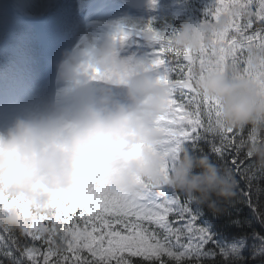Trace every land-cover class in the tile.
<instances>
[{"label": "clouds", "instance_id": "clouds-1", "mask_svg": "<svg viewBox=\"0 0 264 264\" xmlns=\"http://www.w3.org/2000/svg\"><path fill=\"white\" fill-rule=\"evenodd\" d=\"M231 14L215 22L185 20L179 29L144 31L149 44L167 43L193 53L223 30ZM137 21H127L134 31ZM121 35L63 53L54 94L15 115L0 129V229L21 232L34 216L91 186L113 195L140 197L147 186H167L214 213L233 202L239 181L228 166L181 148L168 167L161 118L170 108V87L149 64L120 54ZM258 71L264 50L253 53ZM197 90L218 103L221 129L248 130L246 158L257 197L264 196V78L209 69L198 72ZM122 93V95L118 94Z\"/></svg>", "mask_w": 264, "mask_h": 264}, {"label": "snow or ice", "instance_id": "snow-or-ice-1", "mask_svg": "<svg viewBox=\"0 0 264 264\" xmlns=\"http://www.w3.org/2000/svg\"><path fill=\"white\" fill-rule=\"evenodd\" d=\"M225 13L231 14L230 23L213 33L210 43L195 53L172 48L163 38L157 44L149 65L171 89L170 108L160 125L164 131L163 148L169 157V168L174 166L181 148L209 157V153L215 155L231 168L239 184L244 183L241 192L260 216L258 206L251 202L252 160L245 155L247 140L243 130L218 128L215 123L218 103L202 95L195 86L197 73L209 69L264 78V67L258 71L253 56L254 52L264 50V0H230L229 3L219 0V4L215 0L206 10L204 21L210 22L209 17L216 20ZM204 145L209 152H205ZM84 192L90 193L92 199L86 202L85 197L79 198L80 218L72 219L69 215L71 227L58 222L64 220V213L76 208L77 195L60 199L49 214L32 217L31 223L20 232L31 243L21 245L16 232L0 229V256L11 264H40L41 258L42 264H69L67 253L75 257L70 264H110L104 253L113 257L116 251L140 257L142 264H203L217 255L223 258V264H231L238 258L234 255L237 249L216 245L208 230L198 223L200 208L194 207L190 197L172 188L156 190L147 186L140 197L113 195L96 186ZM66 198L72 199L71 208L65 206ZM46 218L50 226L37 230ZM100 229L105 230L103 234L94 236ZM105 236L107 248L103 243ZM36 241H43V245L37 246ZM97 241L100 243L93 248ZM208 244L218 251L207 249ZM84 250L93 258L100 253V259L82 257ZM50 257L55 259L50 261ZM116 264H132V261L121 256Z\"/></svg>", "mask_w": 264, "mask_h": 264}, {"label": "rangeland", "instance_id": "rangeland-1", "mask_svg": "<svg viewBox=\"0 0 264 264\" xmlns=\"http://www.w3.org/2000/svg\"><path fill=\"white\" fill-rule=\"evenodd\" d=\"M11 2L13 11L10 28L0 47V129L6 127L15 115L49 99L54 94L57 87L56 64L66 51L83 48L85 43L100 44L112 35H125L123 41L119 43L122 56L131 58L133 62L143 61L145 64L151 63L155 57V51H150L147 45H142L138 38L134 37L127 41L128 35L124 32L125 28L121 27L123 21L117 16L110 17L116 11H124V6L118 0H11ZM203 2L207 7L194 23L198 24L206 16V10L211 8L215 0ZM229 2L230 0H224V3ZM217 3L219 4V0ZM172 4L173 0L149 1L145 5L147 8L140 11L142 18L134 20L138 22L140 31L144 33L150 24L170 14ZM7 12L8 6L0 0V28L9 19ZM209 21L215 22V18L211 17ZM131 34L132 32L129 35ZM80 197H85L86 202L92 199V195L87 192L77 195L76 208L72 209L71 213H64V220L58 223H70L69 215L72 219L80 218ZM72 203V199H65L66 207L71 208ZM48 226L50 221L46 218L40 222L37 230ZM99 243L100 241H97L94 245L97 246ZM103 243L107 248V236ZM116 247L113 244V249ZM117 254L130 255L127 251L114 252V256ZM67 255L74 256L72 253ZM104 255L108 256L107 253Z\"/></svg>", "mask_w": 264, "mask_h": 264}, {"label": "trees", "instance_id": "trees-1", "mask_svg": "<svg viewBox=\"0 0 264 264\" xmlns=\"http://www.w3.org/2000/svg\"><path fill=\"white\" fill-rule=\"evenodd\" d=\"M203 3V0H185L180 11L177 10L176 13L172 12L163 17L160 21L150 24L149 28H153L158 32H167L168 30L175 31L180 28L185 20L191 19L195 22L196 19L202 16V12L207 7L204 6ZM209 18L211 19V17ZM205 19L206 16L200 22H203ZM137 28L140 29L139 25H137ZM243 136L247 140V129L243 130ZM203 147L205 152H209L207 145ZM244 151H246V147ZM209 155L213 162L224 166V162L219 161L215 155L211 153H209ZM237 179L239 178L237 177ZM260 183H264V180H261ZM244 188L245 185L241 182L239 184L237 198L231 204L221 202L219 204V211L215 213L209 210L207 206L202 208L199 207L201 215L198 223L208 230L216 245L229 250L233 248L237 249L234 255L238 258L232 260L231 264H264V196L258 198L255 191L252 190L251 202L253 205L258 206L259 213H261V215L258 216V214L253 211V208L249 206L248 200H246L242 194L241 190ZM68 226H72L71 221L68 223ZM104 231L105 230L100 229L99 232L93 233V235L97 236L103 234ZM16 235L19 237L21 245L25 242L31 243L30 238L28 241H25L24 236L20 232H16ZM35 243L37 246L43 245V241H36ZM44 247H46V245H44ZM44 247L41 248V251L44 250ZM94 247L97 246L93 244V248ZM206 247L209 250L218 251L214 249L212 244H208ZM16 255L19 256L20 253L16 252ZM85 255H87L89 259H100V253H98L97 257L93 258L87 250H84L82 252V257ZM104 256L110 261V264H116V259L121 257L120 254L113 257ZM69 257L70 262L75 259L74 256ZM123 257L131 260L132 264H142V258L140 257H132L131 255H123ZM54 259L55 257H50V261ZM0 264H11V261L0 256ZM40 264H42V258ZM144 264H146V262H144ZM203 264H223V258L217 255L214 260H204Z\"/></svg>", "mask_w": 264, "mask_h": 264}, {"label": "water", "instance_id": "water-1", "mask_svg": "<svg viewBox=\"0 0 264 264\" xmlns=\"http://www.w3.org/2000/svg\"><path fill=\"white\" fill-rule=\"evenodd\" d=\"M126 3L132 4L133 6H141L144 4V1L141 3L135 2L133 0H124Z\"/></svg>", "mask_w": 264, "mask_h": 264}]
</instances>
